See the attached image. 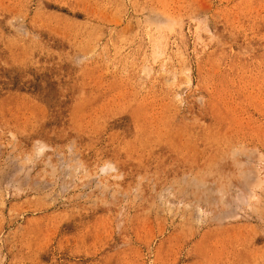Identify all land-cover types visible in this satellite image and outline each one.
Listing matches in <instances>:
<instances>
[{"label": "rangeland", "instance_id": "obj_1", "mask_svg": "<svg viewBox=\"0 0 264 264\" xmlns=\"http://www.w3.org/2000/svg\"><path fill=\"white\" fill-rule=\"evenodd\" d=\"M0 264H264V0H0Z\"/></svg>", "mask_w": 264, "mask_h": 264}]
</instances>
